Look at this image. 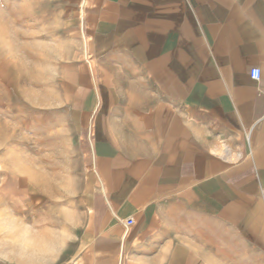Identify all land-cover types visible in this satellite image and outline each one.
Returning <instances> with one entry per match:
<instances>
[{
	"label": "crops",
	"instance_id": "0c3cea01",
	"mask_svg": "<svg viewBox=\"0 0 264 264\" xmlns=\"http://www.w3.org/2000/svg\"><path fill=\"white\" fill-rule=\"evenodd\" d=\"M80 22L59 84L93 183L34 264H264V0H80Z\"/></svg>",
	"mask_w": 264,
	"mask_h": 264
},
{
	"label": "rangeland",
	"instance_id": "374dc122",
	"mask_svg": "<svg viewBox=\"0 0 264 264\" xmlns=\"http://www.w3.org/2000/svg\"><path fill=\"white\" fill-rule=\"evenodd\" d=\"M80 23V0H0V250L4 242L29 250L0 264L64 257L93 183L59 84L86 51ZM22 220L56 248L21 241L11 226Z\"/></svg>",
	"mask_w": 264,
	"mask_h": 264
},
{
	"label": "built area",
	"instance_id": "2783aa9c",
	"mask_svg": "<svg viewBox=\"0 0 264 264\" xmlns=\"http://www.w3.org/2000/svg\"><path fill=\"white\" fill-rule=\"evenodd\" d=\"M251 77H252L253 80L259 81L260 78H261V71H260V69H253L251 71ZM133 224H134V220L133 219L127 220V225L128 226H132Z\"/></svg>",
	"mask_w": 264,
	"mask_h": 264
},
{
	"label": "bare ground",
	"instance_id": "6f19581e",
	"mask_svg": "<svg viewBox=\"0 0 264 264\" xmlns=\"http://www.w3.org/2000/svg\"><path fill=\"white\" fill-rule=\"evenodd\" d=\"M28 233H29V232H28ZM26 234H27V233H26ZM27 236H28V235H27ZM31 237H32V236H30V238H31ZM26 238H27V237H26ZM28 238H29V237H28ZM30 238H29V239H30ZM29 239H28V240H29ZM31 239L33 240L34 238L32 237ZM34 242H35V241H34ZM33 244H34V243H33ZM38 244H39V243H38ZM43 245H44V244H43ZM34 246H35V245H34ZM37 247H38V245H37ZM36 249H37V248H36Z\"/></svg>",
	"mask_w": 264,
	"mask_h": 264
}]
</instances>
